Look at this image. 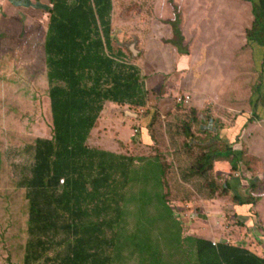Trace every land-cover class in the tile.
<instances>
[{
	"label": "rangeland",
	"instance_id": "obj_1",
	"mask_svg": "<svg viewBox=\"0 0 264 264\" xmlns=\"http://www.w3.org/2000/svg\"><path fill=\"white\" fill-rule=\"evenodd\" d=\"M5 1L8 9L0 3V11L5 9L0 18V264H24L32 239L26 179L32 176L38 140L54 136L45 53L53 0ZM113 4V47L129 63L135 62V51L139 58L149 32L171 33L177 25L186 44L197 40L196 55L207 50L204 67L178 76L168 66L166 74L159 64L146 67L153 72L150 79L166 77L151 91L158 103L165 100L163 114L157 105L111 108L107 101L99 117L104 116L106 134L87 140L91 148L134 159L121 222L107 230L116 238L108 252L111 264H199L197 239L264 257V110L255 93L258 86L264 91V53L246 37L252 15L234 0ZM229 32L239 39L238 48ZM185 95L191 99L178 102ZM229 146L236 162L229 152H218L221 157L201 174L205 177L193 175L199 158ZM239 199L255 205L240 206ZM65 250L56 246L39 264Z\"/></svg>",
	"mask_w": 264,
	"mask_h": 264
},
{
	"label": "trees",
	"instance_id": "obj_2",
	"mask_svg": "<svg viewBox=\"0 0 264 264\" xmlns=\"http://www.w3.org/2000/svg\"><path fill=\"white\" fill-rule=\"evenodd\" d=\"M234 1L252 15L246 37L264 53V0ZM169 2L173 4V0ZM113 3L53 0L45 53L54 136L38 140L32 176L26 179L32 239L27 243L24 264H39L56 246L65 248V254L45 258L41 264L112 263L108 252L115 247L116 238H109L107 230L121 222L124 190L134 159L86 143L105 102L145 107L148 97L137 66L113 47ZM173 32V45L181 54H188L191 44H185L180 27ZM255 93L264 110V91L258 86ZM253 105L256 115L258 101ZM257 117L248 120L254 122ZM247 137H252V130L247 131ZM218 152H229L233 162L238 160L231 146L226 151L215 150L197 160L193 175L205 177L207 173L201 174L221 157ZM247 204L253 206L255 200L239 199L238 205ZM196 250L199 264H264V258L224 242L213 245L197 239Z\"/></svg>",
	"mask_w": 264,
	"mask_h": 264
},
{
	"label": "crops",
	"instance_id": "obj_3",
	"mask_svg": "<svg viewBox=\"0 0 264 264\" xmlns=\"http://www.w3.org/2000/svg\"><path fill=\"white\" fill-rule=\"evenodd\" d=\"M5 2H6L5 0H0V3L5 4ZM173 4H174V0H173ZM5 5L8 9L9 6L7 4H5ZM0 12H1L0 18H3V13L5 12V9L2 8V10ZM8 15H9L8 17H10V18L13 17L12 13L8 12ZM127 16H129V15L127 14ZM129 18L130 17H128V19ZM114 23H115V21H114ZM182 35L184 37V34H182ZM226 36L232 40L233 47L238 48L239 39L235 35H233V32L227 33ZM173 40H174L173 32L167 33V31H165V30L160 31L159 29H157L155 33H153V31L149 32L148 38L145 41L141 52L139 53V55H140L139 58L137 57V55H135L136 54V51H135L134 52L135 53L134 54L135 62L130 63V64L137 66V68L139 69V73H140L141 77L144 76L143 83L145 84V89L147 90V93H148L146 107H149L150 109H152L151 107H153V105L154 106L157 105L159 112L162 114L165 112L164 109L166 108L167 104H166L165 100L161 103H158V100L152 99V96H154V94L151 93V91L153 89H155V87L157 89L159 87H161V84L163 83V80L166 77H164V78L160 77V79H157V78L156 79H150L149 75L153 72L148 71L147 70L148 68H146V67H149V66L155 67V66H158V64H159L162 68L163 74L169 73V71H167V70H169L168 68H170L172 70L171 71L172 76H178V75L186 72V70H190V71L193 70V68L204 67V63L202 60V58H203L202 52H204V49H206V48H203V49L201 48L200 50H198L197 55H196L195 54V52H196V50H195L196 46L195 45L197 43V40H193L192 42L189 40L191 46H189V53L188 54H181L179 52V50L172 44ZM184 42H186L185 39H184ZM165 43L168 44L169 47H165V49H162V51H160L159 46L160 45L167 46ZM238 54H239V52L236 55H238ZM145 57L147 58L145 61V64H142V62H144V60H145ZM233 60L234 59L231 58V60L229 61V64H231L233 62ZM126 61L128 62L127 58H126ZM167 66H168V68L166 69ZM146 71H148V72H146ZM187 76L189 78L191 77L189 71H188ZM108 106L111 108H114V107H118L121 105L110 102V103H108ZM154 112H156V110ZM111 120H112V118H111ZM111 120H107V122H111ZM104 123H105L104 122V116H102L100 119H98L97 125L92 130L90 137L94 136L96 133L98 135L106 134V131L104 130V128L101 127L102 125H104ZM100 127L102 128V134L100 133V129H101ZM119 141H121V140H119ZM251 206L252 205H243V207H249V208H251ZM243 207H239V208H243ZM256 256H258L260 258H264L260 255H256Z\"/></svg>",
	"mask_w": 264,
	"mask_h": 264
},
{
	"label": "built area",
	"instance_id": "obj_4",
	"mask_svg": "<svg viewBox=\"0 0 264 264\" xmlns=\"http://www.w3.org/2000/svg\"><path fill=\"white\" fill-rule=\"evenodd\" d=\"M191 99L190 95H185L184 98H179L178 102H187ZM63 183V181H61ZM213 245H217V243L212 242Z\"/></svg>",
	"mask_w": 264,
	"mask_h": 264
}]
</instances>
